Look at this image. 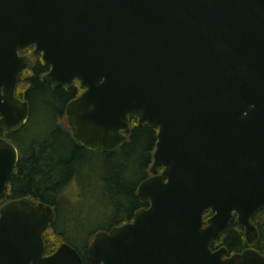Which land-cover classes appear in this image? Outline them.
Wrapping results in <instances>:
<instances>
[{"label": "water", "instance_id": "obj_1", "mask_svg": "<svg viewBox=\"0 0 264 264\" xmlns=\"http://www.w3.org/2000/svg\"><path fill=\"white\" fill-rule=\"evenodd\" d=\"M33 45L42 80L80 94L65 107L73 139L113 152L130 118L157 129L149 206L94 234L93 264H264L255 248H210L236 215L246 241L264 212V0H0V264H82L62 243L44 256L52 208L6 200L18 161L1 132L27 122L16 87ZM5 202V203H4ZM206 211L212 215L203 219Z\"/></svg>", "mask_w": 264, "mask_h": 264}, {"label": "trees", "instance_id": "obj_2", "mask_svg": "<svg viewBox=\"0 0 264 264\" xmlns=\"http://www.w3.org/2000/svg\"><path fill=\"white\" fill-rule=\"evenodd\" d=\"M48 66L36 61L20 74L16 96L30 107L27 122L16 132L1 136L17 149L18 161L6 186L8 200L29 197L52 207L54 220L43 232L48 243L67 242L89 264L85 251L93 235L132 218L148 202L136 194L149 176L157 129L130 118V131L113 152H93L72 137L64 115L68 100L81 92L78 83L69 90L51 88L42 80ZM208 213H206L205 217ZM258 232L253 248L264 255V218L252 217ZM45 253L54 246L48 244ZM229 252L248 247L243 229L233 220L211 248ZM250 247V246H249Z\"/></svg>", "mask_w": 264, "mask_h": 264}, {"label": "flooded vegetation", "instance_id": "obj_3", "mask_svg": "<svg viewBox=\"0 0 264 264\" xmlns=\"http://www.w3.org/2000/svg\"><path fill=\"white\" fill-rule=\"evenodd\" d=\"M33 49H34V46L33 45H30V46H28V47H26L24 50H23V52L21 53L22 55H25V56H27V57H29L30 58V63L28 64V65H26L25 67H24V69L25 68H28V67H31V66H33L34 65V63L36 62V61H41L43 64H45L43 61H42V59H41V55H40V53H38L37 55H34L33 54ZM45 65H47V64H45ZM48 66V65H47ZM23 69V70H24ZM23 70H22V72H23ZM49 70V66H48V69H47V71ZM46 71V72H47ZM21 72V73H22ZM45 72V73H46ZM44 73V74H45ZM43 76V75H42ZM75 84H76V81L73 83V85H71L69 88H67V89H64V88H61V87H59V88H61V89H63V90H69L70 88H72V87H74L75 86ZM49 85V84H48ZM79 86V85H78ZM51 87V86H50ZM52 88V87H51ZM80 88V87H79ZM54 89V88H53ZM82 91V90H81ZM80 94V93H79ZM79 94H77L76 96H74L73 98H71L70 100H68L67 102H66V104H65V106H64V115H65V118H66V114H65V107H66V105H67V103L69 102V101H71L72 99H74L75 97H77ZM22 100H25V99H22ZM28 103V102H27ZM28 106H29V104H28ZM29 112H30V107H29ZM67 121V120H66ZM6 132V131H5ZM10 133H13V132H10ZM127 135V134H126ZM126 135H125V138H126ZM139 186V185H138ZM138 188V187H137ZM136 194H137V191H136ZM21 198V197H20ZM29 198V197H28ZM139 198V197H138ZM18 199V198H17ZM31 199V198H30ZM140 199V198H139ZM13 200V199H12ZM33 200V199H32ZM141 200V199H140ZM8 201H10V200H8V198H7V193H6V200H5V202H8ZM35 203H38L39 201H35V200H33ZM4 202V203H5ZM144 202H148V201H144ZM1 206V205H0ZM149 206V203H148V205H147V207ZM51 207V206H50ZM52 208V207H51ZM141 208H146V207H141ZM139 209V208H138ZM137 209V210H138ZM52 211H53V209H52ZM258 211H261L262 212V215H263V218H264V212H263V210L262 209H259ZM258 211H256L254 214H256ZM135 212V211H134ZM206 213H208L207 214V216L205 217V215H206ZM53 214H54V211H53ZM134 214V213H133ZM212 215V213L210 212V211H206L205 213H204V215H203V219L204 220H207L210 216ZM254 216V215H253ZM252 216V217H253ZM55 217V216H54ZM132 219H133V216H132V218H129L126 222H124V223H127V222H130V221H132ZM53 220H54V218H53ZM233 220H235L236 221V223L238 224V222H237V220H236V215H234V217L232 218V220L229 222V224L233 221ZM251 220H252V218H251ZM53 222V221H52ZM51 222V223H52ZM50 223V224H51ZM124 223H122V224H124ZM50 224L48 225V227L50 226ZM122 224H119V225H122ZM229 224H228V226H229ZM254 224V223H253ZM119 225H114V226H119ZM239 225V224H238ZM114 226H112V227H114ZM228 226H227V228H228ZM240 226V225H239ZM255 226V225H254ZM47 227V228H48ZM112 227H110V228H112ZM241 227V226H240ZM256 227V226H255ZM46 228V229H47ZM109 228V229H110ZM226 228V229H227ZM45 229V230H46ZM109 229H107V230H101V231H108ZM225 229V230H226ZM243 229V228H242ZM44 230V231H45ZM225 230L223 231V232H225ZM257 230V229H256ZM43 231V232H44ZM222 232V233H223ZM222 233L220 234V236L222 235ZM244 234V233H243ZM257 234H258V232H257ZM94 236V235H93ZM220 236L218 237V238H216V239H214V240H212L211 241V244H212V242L213 241H216L217 239H219L220 238ZM42 237H43V235H42ZM245 237V236H244ZM93 238V237H92ZM92 238H91V240H92ZM258 238H259V236H258ZM91 240H90V242H91ZM246 240V239H245ZM258 241V240H257ZM257 241L255 242V243H257ZM89 242V243H90ZM50 243V246H54V249L50 252V253H45V251H46V249H48V244ZM62 243H66V244H68V245H70L69 243H67V242H60V243H58V244H55V243H53V241H49L48 243H46V241L44 240V253H43V255L44 256H49V255H51V254H53L55 251H56V249L62 244ZM88 243V244H89ZM246 243H247V245H248V247L247 248H253L252 247V245H254V244H249L247 241H246ZM211 244H210V248H211ZM70 246H72V245H70ZM88 246V245H87ZM250 246V247H249ZM73 247V246H72ZM221 247H223V248H225L224 246H219V247H216L215 249H212V250H216V249H219V248H221ZM76 251H77V253L79 254V256L81 257V260H82V264H84V260H83V257H82V255H81V253L75 248V247H73ZM87 248V247H86ZM246 248V249H247ZM226 249V248H225ZM245 250V249H244ZM243 251V250H242ZM241 251V252H242ZM236 253H240V252H229L227 249H226V253L223 255V258H226V257H229V256H231V255H233V254H236ZM85 256H86V251H85ZM86 258H87V256H86ZM87 260H88V258H87ZM88 262H89V264H93V263H91L89 260H88Z\"/></svg>", "mask_w": 264, "mask_h": 264}, {"label": "rangeland", "instance_id": "obj_4", "mask_svg": "<svg viewBox=\"0 0 264 264\" xmlns=\"http://www.w3.org/2000/svg\"><path fill=\"white\" fill-rule=\"evenodd\" d=\"M67 122V121H66Z\"/></svg>", "mask_w": 264, "mask_h": 264}]
</instances>
